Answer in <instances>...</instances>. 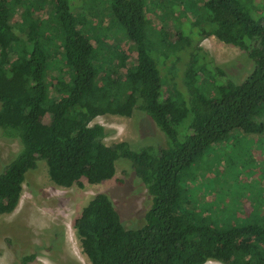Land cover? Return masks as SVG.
Masks as SVG:
<instances>
[{
    "label": "trees",
    "instance_id": "1",
    "mask_svg": "<svg viewBox=\"0 0 264 264\" xmlns=\"http://www.w3.org/2000/svg\"><path fill=\"white\" fill-rule=\"evenodd\" d=\"M41 1L0 0V127L21 144L0 170V214L15 210L27 173L41 160L55 184L71 187L113 178L117 161L127 159L147 188L150 207L141 226L126 227L110 195L95 193L74 221L91 264H264V206L249 218L216 220L186 197L182 182L203 153L235 129L258 134L264 128V20L254 17L250 0L160 4L169 11V17L157 11L167 30L160 32L172 34L164 48V37L155 40L148 0H79L82 13L70 0H56L47 20L32 17ZM15 13L29 28L26 37L13 32ZM103 13L132 43L130 72L124 58L116 62L117 50L96 43L87 29L88 20ZM202 34L248 52L253 64L242 80L223 77L198 43L186 44ZM168 60L170 68L183 64L177 84L184 88L173 83L165 90L161 66ZM49 78L61 86L48 103ZM135 109L155 121L165 146L107 144L108 129L93 123L99 115L131 116ZM35 259L36 253L25 252L18 264Z\"/></svg>",
    "mask_w": 264,
    "mask_h": 264
},
{
    "label": "rangeland",
    "instance_id": "2",
    "mask_svg": "<svg viewBox=\"0 0 264 264\" xmlns=\"http://www.w3.org/2000/svg\"><path fill=\"white\" fill-rule=\"evenodd\" d=\"M70 1L73 6H79V0ZM171 1L148 0L147 3L156 42L166 39V42L160 44L163 48L168 47L167 42L171 40L172 34L168 32L163 36L160 32L165 30L163 21L156 19V14L162 11L169 17V11L160 4H170ZM249 2L254 6V17L264 20V0ZM55 3L56 0H42L43 6L39 10L34 7L32 17L38 16L47 20ZM81 7L82 4L75 8L76 12L82 13ZM21 20L20 13H15L11 21L13 32L26 37L29 28L28 31L24 30ZM87 23V29L94 34L95 42L107 49L115 48L119 54L116 62L124 58L127 63L125 71L130 72L136 61L135 50L111 16L103 13L99 17L90 18ZM179 25L186 28L184 23ZM196 39L198 42L187 38L186 44L198 43L203 48L202 53L208 65L219 66L224 71L223 77L240 81L251 69L253 62L245 49L225 43L214 35L202 34ZM169 61L163 62L161 69L167 81L165 90L169 87L171 91L174 88L173 83L178 88L183 87L180 83L177 84V80L181 78L184 66L180 64L170 68ZM203 70L208 78V69ZM123 74L124 72L121 73ZM65 76L66 79L70 78L68 73ZM207 81L212 82L209 78ZM49 84L48 103L57 96L61 86L54 78H49ZM261 120L264 122V118ZM94 122L101 123L108 129V135L104 139L107 144L126 140L134 149L166 145L164 133L146 112L139 109H135L131 116L109 113L99 115L94 118ZM179 130L180 135H183V123ZM20 147L19 140L6 137L4 129L0 127V170ZM189 171L182 181L188 187L185 195L192 198L193 204L198 208H203L214 219L217 218L216 220L233 221L236 217H252L258 207L264 206V128L258 134H242L235 129L224 140L207 149ZM100 191L110 195L121 212L126 227H138L144 223V214L150 207L151 197L129 160L117 161L116 173L111 179L100 183H89L84 179L83 186L71 187L55 184L49 177L47 163L44 160L39 161L38 166L26 175L22 195L15 210L0 214V262L18 264L22 253L34 252L35 264H91L82 251L74 221L92 196ZM205 264L224 263L209 259Z\"/></svg>",
    "mask_w": 264,
    "mask_h": 264
}]
</instances>
